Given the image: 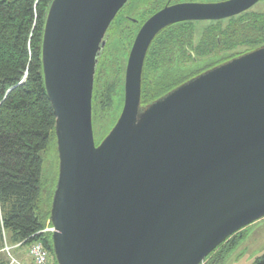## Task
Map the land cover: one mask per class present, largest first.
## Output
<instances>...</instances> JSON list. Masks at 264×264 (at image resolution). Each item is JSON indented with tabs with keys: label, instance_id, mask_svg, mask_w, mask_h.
Listing matches in <instances>:
<instances>
[{
	"label": "water",
	"instance_id": "95a60500",
	"mask_svg": "<svg viewBox=\"0 0 264 264\" xmlns=\"http://www.w3.org/2000/svg\"><path fill=\"white\" fill-rule=\"evenodd\" d=\"M259 1L181 2L152 14L129 55L121 115L97 144V65L129 0H53L43 70L57 116L58 264H201L264 217V45L141 107L146 57L161 31L234 17Z\"/></svg>",
	"mask_w": 264,
	"mask_h": 264
},
{
	"label": "trees",
	"instance_id": "16d2710c",
	"mask_svg": "<svg viewBox=\"0 0 264 264\" xmlns=\"http://www.w3.org/2000/svg\"><path fill=\"white\" fill-rule=\"evenodd\" d=\"M52 2L0 0V264H8L3 252L5 240L11 246L22 243L21 248L42 241L52 262L58 264L51 232H41L46 227V217L39 210L44 169L41 153L56 140L57 116L43 70V41ZM155 5L158 9L152 0L151 6ZM193 25L192 21L173 24L154 39L145 61L143 104H151L207 70L264 45V10L231 17L225 27L217 20L200 36L198 44ZM242 46L250 47L238 52ZM228 51L231 56L217 58L189 74L185 72L182 78L171 71L177 60L184 65L197 62L195 55L203 58ZM96 77L99 83L94 86L93 108L97 103L107 108L113 103L118 76L114 81L98 71ZM51 209L52 204L48 217ZM235 234L205 259L206 264H223V247ZM254 264H264V255Z\"/></svg>",
	"mask_w": 264,
	"mask_h": 264
},
{
	"label": "rangeland",
	"instance_id": "374dc122",
	"mask_svg": "<svg viewBox=\"0 0 264 264\" xmlns=\"http://www.w3.org/2000/svg\"><path fill=\"white\" fill-rule=\"evenodd\" d=\"M155 1L156 4H158V9H160L168 0ZM151 5L152 0L131 1L117 16L118 18L116 19V22L111 24L110 32L106 35V45L102 50V56L98 63L99 67L97 66L98 70H96V76L98 71L101 76L110 77V79L114 81H116L115 77L118 76V84L113 93V103L111 106L107 108H104L103 106V109L102 106L97 103L93 108V126L97 144L101 143L107 134L113 129L123 110L125 100V75L129 52L135 41L141 23L158 10L156 9V5ZM262 10H264V2H257V4L250 8L248 12ZM216 21L217 20L192 21L194 24L192 27L196 34V44H198L200 36H202L207 28L214 27L209 25L216 24ZM221 21L222 25L225 27L230 22V18H225ZM249 47L250 46H242L237 50L238 52H243ZM229 56H231V51L226 52V54L221 53L203 58L200 57L197 62L184 64L182 66L183 74L178 77L182 78L185 76V72L189 74L192 71L200 70L207 64L214 62L217 58H226ZM167 68H170V66H167ZM171 69L176 72V62L171 66ZM96 76L94 86H98L99 83V79H97ZM41 155L44 158V169L39 210L41 216L43 218L46 217V227L49 226L48 228H51V217H48L47 215L49 214V208L53 201L52 195L57 188L59 179V153L57 140H54L45 151H42ZM231 243H233L232 246H230ZM22 251L23 248L21 247L14 249V252L24 255ZM223 251V264H254L257 258L264 255V217L248 224L237 232L232 237L230 243L223 247ZM51 264H54L52 259ZM202 264H206V260Z\"/></svg>",
	"mask_w": 264,
	"mask_h": 264
},
{
	"label": "built area",
	"instance_id": "2783aa9c",
	"mask_svg": "<svg viewBox=\"0 0 264 264\" xmlns=\"http://www.w3.org/2000/svg\"><path fill=\"white\" fill-rule=\"evenodd\" d=\"M48 227L41 232H52L53 227ZM21 244L22 243L11 246L7 240H5L3 252L7 255L8 264H51L50 251L42 241H34L23 249V254L26 256V259L14 252V249L21 247Z\"/></svg>",
	"mask_w": 264,
	"mask_h": 264
},
{
	"label": "flooded vegetation",
	"instance_id": "af4514ba",
	"mask_svg": "<svg viewBox=\"0 0 264 264\" xmlns=\"http://www.w3.org/2000/svg\"><path fill=\"white\" fill-rule=\"evenodd\" d=\"M219 1H224V0H183V1H175V0H172L171 2L168 0L164 5H163V7L164 6H166L167 4H169V5H172V4H177V3H181V2H219ZM260 2H264V0H260L259 1V3ZM257 4V3H256ZM252 8V7H251ZM161 9V8H160ZM123 10V9H122ZM121 10V11H122ZM120 11V12H121ZM120 12H119V14H120ZM255 12V11H254ZM243 13H248V10H247V12L245 11V12H243ZM118 14V15H119ZM242 14V13H241ZM240 15V14H239ZM231 18V17H230ZM137 21V20H136ZM146 21V20H145ZM145 21L144 22H142L141 23V25H140V27H139V30L141 29V27H142V25L145 23ZM171 26V25H170ZM139 30H138V32H139ZM110 32V28L108 29V32H107V34ZM138 34V33H137ZM137 36V35H136ZM136 39V38H135ZM134 44V43H133ZM132 47H133V45H132ZM132 49V48H131ZM130 52H131V50H130ZM130 52H129V55H130ZM101 56H102V53H101V55H100V58H101ZM100 58H99V60H100ZM128 59H129V57H128ZM194 59L195 60H197V59H199V56H197V55H195L194 56ZM99 63V62H98ZM183 62H182V60H177V62H176V72H174V70H172L171 69V71H172V73H176V74H183ZM210 70V69H209ZM181 71V72H180ZM208 71V70H207ZM180 72V73H179ZM125 77H126V75H125ZM182 85V84H181ZM177 88V87H176ZM176 88H174V89H176ZM173 89V90H174ZM172 91V90H171ZM170 91V92H171ZM168 94V93H167ZM152 104V103H151ZM151 104H143V101H141V107L142 108H148Z\"/></svg>",
	"mask_w": 264,
	"mask_h": 264
}]
</instances>
